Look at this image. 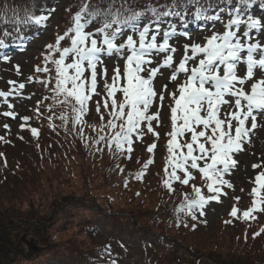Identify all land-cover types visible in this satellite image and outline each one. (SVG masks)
Returning <instances> with one entry per match:
<instances>
[{
	"label": "snow or ice",
	"instance_id": "6c2138e0",
	"mask_svg": "<svg viewBox=\"0 0 264 264\" xmlns=\"http://www.w3.org/2000/svg\"><path fill=\"white\" fill-rule=\"evenodd\" d=\"M55 11L34 6L22 17L15 16L10 29H0V62H11L10 47L25 51L38 35L25 31L46 30ZM66 11L68 27L44 46L32 74L23 82L9 80L8 90H0V106L6 105L0 118H19L20 131H29L37 140L40 130L30 121L47 119L51 129L63 128L78 136L86 149L107 150L117 161L130 159L135 145L151 136L148 158L131 174L139 182L165 139L162 188L170 196L176 185L190 188L174 209L175 226L195 230L198 223L206 224L201 219L206 207L221 203L228 190H235L230 177L240 164L237 156L252 146V135L264 119V0H120L119 5L116 0H80L75 13L71 6ZM194 25L205 33L199 39L188 31ZM216 25L222 30H215ZM181 39L186 42L178 46ZM14 68L22 75L19 65ZM161 78L166 82L158 83ZM34 83L44 94L31 109L34 117L20 116L12 101L31 100L35 93L25 95L24 90ZM165 109L169 130L162 136L158 129L165 126ZM93 113L97 121L89 123ZM54 119L61 123L54 125ZM2 127L11 131L7 122ZM85 128L95 137H87ZM0 142L10 143L4 136ZM115 167L119 174L124 172L119 163ZM251 167L260 170L249 180L250 205L240 209L241 197L233 196L225 225L236 220L250 224L264 214V162ZM128 184L125 178L123 186ZM262 234L264 226L251 238ZM104 252L110 253V248Z\"/></svg>",
	"mask_w": 264,
	"mask_h": 264
},
{
	"label": "trees",
	"instance_id": "16d2710c",
	"mask_svg": "<svg viewBox=\"0 0 264 264\" xmlns=\"http://www.w3.org/2000/svg\"><path fill=\"white\" fill-rule=\"evenodd\" d=\"M95 1H97L95 4L100 3V0ZM54 2H57V0H0V29H10L13 25L14 17L17 15L22 17L26 10L39 5L52 7L55 5ZM76 2L80 4V0H74L72 4ZM119 2L120 0H116L117 5H119ZM141 2L147 3L149 0H141ZM151 2L163 4L165 0H151ZM18 8H20L19 11ZM255 11L257 14H261L258 9H255ZM6 22L7 27L5 26ZM208 27L212 26L208 25ZM219 27L220 25H216V30H222ZM195 29L199 31L200 26H196ZM38 31L39 29L29 28L25 31V35H32ZM60 32L62 33L63 31L60 30ZM7 42L11 43V40ZM36 65L33 64L32 68L34 69ZM37 89H41L42 97L44 94L43 88L38 85ZM43 108L44 106L41 105L42 110ZM59 112L60 109L57 108L55 114L58 115ZM47 115L49 113L45 112V116ZM26 116L34 117L33 111L27 112ZM88 121L89 123L97 121L95 113L88 117ZM30 123L32 127L40 130L38 140L34 139L29 131L24 130L17 133L13 142H0V153L4 154L3 157H0V194H3L8 187L14 185V180H11L15 178L14 176H16L23 187L30 186L32 193L39 191L38 193L51 192L52 194L55 187H60L62 184L61 180L65 176L70 177V180L80 179V182L82 181L85 186L83 187L84 191L88 190L90 192L89 189H86L89 185L87 177L81 172L82 175H74V167L79 170V160H90L89 171L96 170V175L101 177L100 179L108 185L103 188L106 190L108 188L110 192L109 194L105 193L101 203L92 198L91 194L87 195L89 198L91 197L89 205H94L93 207L97 209L100 207V213L93 212L85 220V226H89L85 230L90 242L99 239L102 244L100 246L99 243L94 242L96 245L87 251L81 249L78 252L73 249L71 254H75L74 257L69 256L67 254L68 251H66V254L50 256L48 259L41 261L38 260L39 263L34 261L36 258L31 262L24 260L13 261V259L8 260L7 258L4 262L5 256L3 257V254L0 253V264H26V262H29L27 264H111L112 260H115L116 264H131L134 259L139 261L135 264H179L182 261L181 256L193 259L196 258V255H200V244H197L198 248L190 244L195 236L206 234L208 223H198L195 230L182 226L177 228L175 226L174 209L182 202V194L190 191V188L176 185L175 192L170 196L161 186L164 157L166 155L164 148L165 139L159 141L158 158L150 166L143 181L139 182L132 178L131 174L138 171L148 158L149 154L146 151V146L151 142V136L145 138L147 144H140L141 148H137L135 145V150L131 154L130 159L117 161L107 150L100 153L86 149L78 136L66 134L63 128L55 127L54 130L51 129L47 119L37 121L33 118ZM53 123L58 126L61 122L59 119H54ZM168 130L167 121V127L164 132ZM84 132L87 137H95V133L89 128H85ZM161 135L163 136V133ZM19 136H23V139H19ZM6 140L10 141V139ZM37 143L40 146L39 148H37ZM12 144H14L13 147H10ZM17 144L20 147H17ZM16 147L19 148L18 151H14ZM6 148H9V150ZM5 158L7 167L4 166ZM117 163L124 168L122 174H119L116 170L115 166ZM82 166H84V163H80V168ZM125 178L129 179L127 188L123 186ZM137 192L140 193L139 196H135ZM248 192H250V189L246 193ZM115 196L120 200V203L117 209L114 210L107 201L114 199ZM250 200L251 198L248 197L243 204L239 203L237 206L242 210L246 209L250 205ZM233 203H235L234 200L227 213L223 214L220 220L215 221L214 226H221V229H225L224 238L215 240V245L221 244L223 250L232 249L236 251H243L242 248L250 246L251 253L264 259V234L256 239L251 238L253 232L257 231L260 226H264V214H258V221H253L250 224L236 220L231 225H225L224 220L230 218L228 213ZM141 211H148L149 214L143 215ZM201 219L206 220L205 218ZM188 223L191 224L193 222L189 219ZM5 228L7 227L3 226L1 231L6 230ZM246 229L247 242H245ZM105 247L110 248V253L104 252ZM3 250H5V245L2 247V252ZM131 251L134 253L133 255L130 254ZM245 252L248 251L245 250ZM233 258L238 262L243 257L233 255ZM192 261L194 264H199L200 262L198 259ZM247 261L252 264L249 262L250 258ZM262 263L264 264V262Z\"/></svg>",
	"mask_w": 264,
	"mask_h": 264
},
{
	"label": "rangeland",
	"instance_id": "374dc122",
	"mask_svg": "<svg viewBox=\"0 0 264 264\" xmlns=\"http://www.w3.org/2000/svg\"><path fill=\"white\" fill-rule=\"evenodd\" d=\"M73 1L57 0V2H54L56 11L48 21L46 30L41 31L37 36L38 38L32 39L27 44L25 51L17 49V51L10 53L12 56L10 63L0 62V90H8L9 80L23 82L26 76L31 73L32 65L41 63V52L44 46L53 41L57 31H64L68 27L69 12L66 9H69L71 6L72 13L78 10L79 3L72 4ZM92 1L93 4L97 3L95 0ZM19 10L20 8H18ZM190 33L194 39H199L205 34L204 32L192 31V29ZM184 42L186 41L181 39L178 42V46ZM173 43H177V41H173ZM177 59H179V55H177ZM107 63L110 68L112 66L111 61ZM15 65H19L22 75L17 76L14 68ZM243 70V66H241L240 71L243 72ZM165 82L166 80L163 78L158 81L161 84ZM37 87L38 84H35L34 87L27 85L24 90L25 95L33 92L41 94V89H37ZM39 87L42 88L40 85ZM36 100L37 97L33 96L31 100L26 99L22 102L13 100L12 102L15 104V111L20 116H26L27 112L30 113L32 109L30 107L33 106ZM3 110H6V105L0 106V111ZM5 122L11 125L9 133H6L2 127ZM259 123L261 126L252 135V146L247 147L245 152L237 156L240 164L230 177L234 183L235 190H228V196L220 204L211 203L205 209V218L207 223H209L208 230H206V234L204 235L195 236L190 244L191 246H196V248H198L197 244H200V255H196V258L193 259L181 256L182 261L179 264H194L192 260L196 261L197 259L200 261L199 264H249L248 258H250L249 262L252 264H263L264 259L251 253L250 246L242 248L243 251H236L232 249L223 250L221 244L215 245V240L224 238L225 229H221V226H214L215 221L220 220L221 216L227 213L233 202V196H245L248 187L251 185L249 180L260 170L257 169L254 172L251 165L253 163L264 162V119H260ZM19 124V118L17 120L7 119V121L0 118V135L5 136L7 139H10V142H13L16 139V131ZM13 145L10 147H13ZM17 147L14 148V151L19 150ZM80 163H84V166L81 168ZM90 165V160H79V170H77V167H74L75 170L73 169L74 175L84 174L87 177L89 185L86 189H89L90 192L88 190L84 191L83 187L85 186L82 181L80 182V179L70 180L71 178L68 176H65L61 180L62 184L59 188L55 187L52 194L51 192L38 193L39 191L32 193L31 188H29L30 186L23 187L18 182L16 176H14V179H11L12 181L14 180V185L8 187L7 191L3 192V194H0V253L3 254V257L5 256L4 262L7 258L8 260L13 259V261L24 260L29 262L36 258L34 261L39 263L38 260L41 261L48 259L50 256L66 254V251H68L67 254L69 256L74 257L75 254H71V250L76 249L80 252L82 249L83 251H87L96 245L94 242L99 243L101 246L102 241L99 239L90 242L85 230L89 226H85L84 222L93 212L100 213V207L97 209L93 207L94 205H89L91 203L90 198L92 197L101 203L105 193L109 194L110 192L108 188L107 190L103 188L108 185L100 179L101 177L96 175V170L89 171ZM239 187L243 188L244 192H241ZM88 194H91L90 198L87 196ZM30 197L33 198L30 199ZM107 202L115 210L119 206L120 200L115 196L114 199ZM141 212L143 215L149 214L148 211ZM3 226L8 229L5 228L6 230L1 231ZM4 245L5 250L2 252ZM245 250L248 252H245ZM130 254L133 255L134 253L131 251ZM233 255H239V257L243 258L237 262L233 258ZM29 262H26V264ZM136 262L139 261L134 259V262L131 264H135Z\"/></svg>",
	"mask_w": 264,
	"mask_h": 264
}]
</instances>
